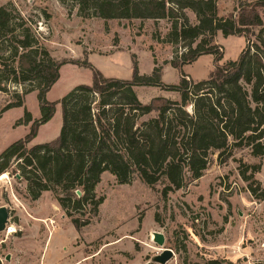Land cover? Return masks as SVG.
<instances>
[{
  "label": "trees",
  "instance_id": "obj_1",
  "mask_svg": "<svg viewBox=\"0 0 264 264\" xmlns=\"http://www.w3.org/2000/svg\"><path fill=\"white\" fill-rule=\"evenodd\" d=\"M73 2L86 17L169 20L167 40L182 49L170 61L180 73L179 81L165 83L158 65L151 74H141L137 61L131 78L120 79L106 77L88 59L55 60L20 14L0 6V69L11 61L0 73V83H36L41 111L37 120L26 111L16 122L31 123L30 130L0 153V176L17 162L31 199L53 192L80 232L100 213L105 198L96 189L105 172L120 184L130 183L135 175L150 186L163 182L162 194L167 197L201 178L215 155L220 163L244 147L255 156L264 155V0H240L226 17L219 15L216 0ZM188 10L196 23L190 21ZM218 32L245 38L236 60L220 64L224 50L216 43ZM208 54L216 64L206 78L193 79L183 70ZM68 63L91 69L92 82L77 85L59 101H49L47 94ZM138 86L176 92L180 100L159 96L143 103L135 90ZM58 103L63 119L59 135L28 147L39 128L52 120ZM21 105L18 101L8 108ZM243 166L240 174L250 192L264 199V189L258 195L260 183L254 178L261 164Z\"/></svg>",
  "mask_w": 264,
  "mask_h": 264
},
{
  "label": "rangeland",
  "instance_id": "obj_2",
  "mask_svg": "<svg viewBox=\"0 0 264 264\" xmlns=\"http://www.w3.org/2000/svg\"><path fill=\"white\" fill-rule=\"evenodd\" d=\"M216 1L219 15L226 17L240 0ZM0 6L20 14L39 45L55 60L88 59L106 77L120 79L131 78L133 62L137 61L141 74H151L158 65L165 83L179 81L180 73L170 61L182 49L168 42L171 23L167 19L86 17L73 0H0ZM187 14L196 23L195 14L189 10ZM216 43L224 50L220 64L236 60L246 44L244 37H225L222 32H218ZM10 62L3 63L1 74ZM215 64L213 55H202L183 70L200 80ZM60 72V79L47 94L49 101H59L77 85L92 82V71L86 67L68 63ZM0 85L4 89L0 90L1 153L29 132L31 123L16 125L25 112L37 120L41 111L36 83L2 81ZM135 90L143 103L159 96L180 100L178 93L159 87L138 86ZM18 101H22L21 106L8 108ZM56 108L52 120L39 128L28 147L59 135L61 103ZM16 163L0 176V207L9 211L7 227L0 231V264L264 263V199L250 192L249 183L240 174L243 165L261 164L254 178L260 183L258 195L263 193L264 155L255 156L250 148L234 149L225 163L215 155L201 178L188 181L167 197L162 194L163 182L150 186L135 175L130 183L120 184L113 174L105 172L96 189L105 198L100 213L81 233L60 208L53 192L31 199L28 183ZM248 171L250 174L251 168ZM156 233L163 234V245L155 240ZM165 249H171L173 256L161 262Z\"/></svg>",
  "mask_w": 264,
  "mask_h": 264
},
{
  "label": "water",
  "instance_id": "obj_3",
  "mask_svg": "<svg viewBox=\"0 0 264 264\" xmlns=\"http://www.w3.org/2000/svg\"><path fill=\"white\" fill-rule=\"evenodd\" d=\"M9 221V211L7 207L1 206L0 207V231H3L6 229L7 224ZM155 240L160 244H164V236L161 233L155 234ZM173 256V251L171 249H165L162 255L159 258V261L166 262Z\"/></svg>",
  "mask_w": 264,
  "mask_h": 264
},
{
  "label": "crops",
  "instance_id": "obj_4",
  "mask_svg": "<svg viewBox=\"0 0 264 264\" xmlns=\"http://www.w3.org/2000/svg\"><path fill=\"white\" fill-rule=\"evenodd\" d=\"M185 66H187V65H185ZM185 66H184V67H185ZM59 206H60V205H59ZM60 208H61V207H60ZM78 232H79V231H78ZM80 233H81V232H80ZM82 259H83V258H82ZM83 260H85V259H83ZM46 262H47V261H46Z\"/></svg>",
  "mask_w": 264,
  "mask_h": 264
},
{
  "label": "bare ground",
  "instance_id": "obj_5",
  "mask_svg": "<svg viewBox=\"0 0 264 264\" xmlns=\"http://www.w3.org/2000/svg\"><path fill=\"white\" fill-rule=\"evenodd\" d=\"M9 227V226H8Z\"/></svg>",
  "mask_w": 264,
  "mask_h": 264
}]
</instances>
